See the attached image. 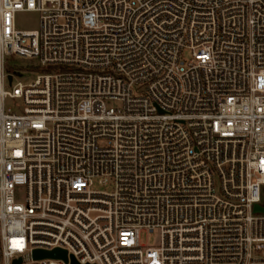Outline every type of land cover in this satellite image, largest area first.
Wrapping results in <instances>:
<instances>
[{
  "label": "built area",
  "instance_id": "obj_1",
  "mask_svg": "<svg viewBox=\"0 0 264 264\" xmlns=\"http://www.w3.org/2000/svg\"><path fill=\"white\" fill-rule=\"evenodd\" d=\"M255 204L264 0H0V264H264Z\"/></svg>",
  "mask_w": 264,
  "mask_h": 264
},
{
  "label": "rangeland",
  "instance_id": "obj_2",
  "mask_svg": "<svg viewBox=\"0 0 264 264\" xmlns=\"http://www.w3.org/2000/svg\"><path fill=\"white\" fill-rule=\"evenodd\" d=\"M40 14L32 11H22L15 14V25L18 29L36 30L39 28ZM191 55L189 51H183L182 60L187 62ZM6 70H14V78L11 85L8 82L5 83V89L10 90L13 85L20 82L22 84H28L33 82L36 76L40 73L50 72V68H43L39 66V61L33 58H20L10 56L6 58ZM6 107L15 109L22 108V101L6 99ZM92 188L94 190H106L112 189V181L109 180L106 184L100 179H95ZM160 235L158 230L149 232L147 230H141L139 232V243L143 246H157L159 244ZM264 254V250H263Z\"/></svg>",
  "mask_w": 264,
  "mask_h": 264
},
{
  "label": "water",
  "instance_id": "obj_3",
  "mask_svg": "<svg viewBox=\"0 0 264 264\" xmlns=\"http://www.w3.org/2000/svg\"><path fill=\"white\" fill-rule=\"evenodd\" d=\"M9 80H11V76L8 77ZM254 213H264V205L255 204L253 207ZM33 257L35 259L40 258H54V259H62L65 262L68 259L67 253L65 250L62 249H54L51 251H44V250H34L33 251ZM71 264H77V262L74 260L73 257H70ZM20 260H15L14 264H19Z\"/></svg>",
  "mask_w": 264,
  "mask_h": 264
}]
</instances>
